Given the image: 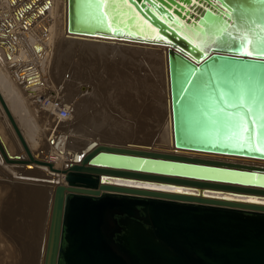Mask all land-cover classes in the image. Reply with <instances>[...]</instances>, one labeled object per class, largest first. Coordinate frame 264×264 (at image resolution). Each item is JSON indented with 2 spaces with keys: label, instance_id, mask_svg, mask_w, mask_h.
<instances>
[{
  "label": "water",
  "instance_id": "95a60500",
  "mask_svg": "<svg viewBox=\"0 0 264 264\" xmlns=\"http://www.w3.org/2000/svg\"><path fill=\"white\" fill-rule=\"evenodd\" d=\"M253 7L261 15L243 22L242 10ZM210 13H220L227 22L223 26L233 37L247 38L249 49L252 31L264 27L261 0L255 4L253 0H106L102 9L95 6V0H67L65 35L166 47L171 146L264 160L254 150L264 145V126L258 115L255 132L247 130L250 123L246 120V131L213 122L215 110L225 107L217 88L246 87L245 69L254 68L259 92L264 87V61L256 60L255 53L252 58L243 52L236 57V48H218L212 42L216 32L208 27ZM209 64L211 71L199 88L184 82L183 66ZM61 76L59 85L63 86ZM92 138L64 168L53 167L29 150L27 157L10 155L0 139V165L47 166L50 172L62 174L65 182L55 183L43 264H264V201L103 181L104 177L146 179L264 197V186L223 182L264 176L263 166L257 168L262 171L208 166L200 163L218 161L129 148L132 145L97 144L99 140ZM142 161L147 164L140 166Z\"/></svg>",
  "mask_w": 264,
  "mask_h": 264
},
{
  "label": "bare ground",
  "instance_id": "6f19581e",
  "mask_svg": "<svg viewBox=\"0 0 264 264\" xmlns=\"http://www.w3.org/2000/svg\"><path fill=\"white\" fill-rule=\"evenodd\" d=\"M47 4L50 5V7H48L49 10H45V8H44V6H46ZM66 8H67V0H0V18L3 15H5V14L7 16H9V17H12V14H13L15 16V18H16V19L15 18L14 19L16 20L17 24L20 25V23H21L20 21L23 19V17L21 16V14L19 12L23 13L24 16H30V13H31V16H33L35 18V20H38V22L40 21L38 23L39 26H41V25L45 26V25L52 24L51 25L52 26L51 29L49 28L50 31L48 30L49 34L51 35V36L49 35L51 37V39L48 38V40L51 43L49 45H51L54 48V43L55 42H57V44L56 43L55 44H56V46H58V40L55 41L53 43V45H52V42L54 41V38L56 39L57 36L61 35V34L60 35L57 34V31H61L63 28L65 29V26H66ZM9 13H12V14H9ZM24 19H25V17H24ZM0 21H2V19ZM8 21H9V18H8V20L5 23L10 24ZM13 22H15V21L13 20ZM2 23H1V25H2V27H4L5 23H4V25ZM1 25H0V28H1ZM38 25L36 24V26H38ZM22 26L25 27V23L24 24L22 23ZM22 26H21V28H22ZM9 27H12V26H9ZM26 27H28V25ZM29 28H31V27H29ZM11 30L14 31L13 29H11ZM33 30H34V28H33ZM21 31H22V29H21ZM5 32H7V31H5ZM9 32H7V33H9ZM15 32L16 31H14V33ZM23 32H25V30H23ZM31 32L34 33V31H31ZM19 33H20V31H19ZM60 33H62V32H60ZM17 34H18V32H17ZM25 34L26 33H24V35ZM64 34H65V31H64ZM24 35H21V36H24ZM33 36H34V34H33ZM39 36H41V35H39ZM63 36H65V35H63ZM25 37H28V36L25 35ZM67 37L73 39V41L77 45V49H76V51H71L70 50L71 52H75V54L72 57L71 56L68 57L66 64H64V66H63L64 70L61 68L62 70L60 69L58 72H61V71L68 72L69 70L71 72V69L73 68L72 66H74V68H73L74 70L73 71L76 72L75 75H74L75 78H79L78 81L80 80L81 82H82V77H83V81H85L87 79L86 81H87V84L90 85V86H88V88H89V91H91V93L88 94V92L87 93H83L82 91H80V89H79L80 85L79 84H81V82L79 83L77 81H74L73 83L69 84L71 86V87H69V89H67V87H65L67 89V92L64 95L62 94L63 95L62 98L58 97V98H60L59 101L55 100V98H54V100H55L54 103L53 102L52 103L49 102L48 105H44V104H42L43 101H44V99L42 97L43 94L40 93V91H42V90L41 89L37 90V92L35 91L36 94L34 93L35 95L31 96V98L28 97L29 95L26 94V90L27 89L23 91V90H21V88L19 89V87H17V85H19V84L12 85L13 81L10 83L9 74H11V73L8 74V77L5 76V71L4 70H5L6 66L3 64L5 67L3 68L4 70H2V68H1L3 73L0 71V77H2L0 83H2V86H4L6 93H8L9 95L12 96L11 102H10L11 103L10 107H8V106L7 107L9 109L12 108V110L16 114V117H18L19 120L21 119V122H23V124H25L27 129H28V131H27L28 135L26 134L27 135V137H26V135L21 133V131L19 130L20 125L18 124V121L16 122L13 119L16 123L15 122H13V123L11 122L13 124V129H11V128L10 129L13 130V133L15 134L14 136L17 137L18 140H15L13 138L14 142H12V138L11 137H13V134L9 130H7V128H6L7 126L6 127L4 126V122L2 121V119L0 117V139H1L3 145L6 147L8 153L10 155H13L15 153L21 154L22 156H23V154L27 155L26 151L29 150L30 154L33 155L34 157H37L38 159H40L42 157L40 160H47V161L52 162L53 167H55V168H64L69 163H72V161H75L74 160L75 159L74 158L75 154L80 152V150L83 149L85 144L89 141V140H87V141L83 140L84 142L83 141H81V142L79 141L78 142L76 140L74 141V139H77V135L80 136V135L85 134V135L88 136L87 138L93 137L92 141H94L95 140L94 137H96L99 140V142L97 144L101 143V144H104V145H114V143H117L116 145L121 146V147H129V146L132 145L129 148H136V149H142V150H148V151H157V152H164V153H173V154H177V155L204 158V159H212V160H217L218 161L216 164L200 163V164H204V165H208V166H218V167H222V168H236V169L250 170V171H262V170H259L257 168H259L260 166L264 167V160L247 158V157H240V156H233V155L198 152V151H191V150H184V149H174L173 146H171V144H170V134H171L170 102H169V98L166 97V96L169 95V80H168V70H167L166 47L161 46V45H149V44H141V43L119 41V40H111V39L91 38V37H85V36H80V35H67ZM7 40L9 41V39H7ZM30 40H31V38H30ZM34 40H36V39H34ZM0 41H2V39ZM37 41H39V40H37ZM45 41H47V40H45ZM12 42H13V40L11 42L9 41V44L12 43ZM30 42H32V40ZM2 43H4V42H2ZM17 43H19V41ZM20 43H22V42H20ZM9 44L7 42L6 45H9ZM34 44H33V46H34ZM44 44H46V43H44ZM11 45H10L11 47L15 46L14 43L11 44ZM90 45L94 46L95 48H96V46H100V45H105V46L106 45H108V46L109 45L110 46L114 45V46H117V47L119 46L118 48H122V45H123V46H125L124 49H126V50H125L124 53H122L123 49H122V51H118V49L115 51V49L117 48V47H115V49L113 48L114 51H112L110 53H104L103 52L104 50H102V48L100 46L98 48V49H100V51L97 50L99 52V54L97 52H95V53H97V56H95L93 58V55H92V57H90V55L89 56L88 55L87 56L84 55V54H86L85 51H87L84 48H87ZM41 46H42V44H41ZM51 46H49V48ZM92 46H91V49H94ZM22 47H24V46H22ZM22 47H19V48H22ZM19 48H18V50H19ZM103 48H104V46H103ZM129 48L130 49L136 48L135 51L137 53H139L137 48H143L142 51L144 53L141 51V54L143 53V57H144L143 60H141V62L137 60L136 63L129 62L127 60V54L130 52ZM13 49H12V51H13ZM45 49H46V47H45ZM82 49L85 50V51L83 50L85 53L82 52ZM110 49H112V46H111ZM6 50H8V49H6ZM128 50H129V52H128ZM20 51H23V50L20 49ZM53 51H55V50H53ZM53 51L51 52V54L53 53ZM65 51L69 52V50H65ZM93 51H95V50H93ZM24 52H26V51H24ZM80 52H82V57L83 56L84 57L82 58L80 56L81 60H79V63L77 62V64L74 65L75 62L77 61L78 54ZM10 53H12L11 52V48H10ZM10 53L8 52V54H10ZM21 53H23V52H21ZM87 53H88V51H87ZM4 54H6V52ZM16 54H14V55L16 56ZM55 54H57V51H56ZM106 54H108V55H106ZM23 55H26V54L23 53L22 56ZM58 55H57V57H58ZM64 55L66 56V54H64ZM64 55H62V56L65 57ZM146 55H150V56L147 57ZM11 56L12 55H10V57ZM20 56L21 55H19V57ZM26 56H24V57H26ZM107 56H109V57L107 58ZM49 57H50V55H49ZM52 57L53 56L51 55V58ZM55 57H56V55H55ZM73 57H76V58H73ZM6 58H9V57H6ZM26 58H25V60H28V58L27 59ZM41 58H43V57H41ZM47 58H45L46 62H47ZM17 59H18V57L16 58V60ZM53 59H48V60H53ZM148 59H149V61H147ZM69 60H71V61L68 63ZM14 61L15 60H13L12 62L14 63ZM65 61H66V59H65ZM3 62H4V60H3ZM12 62H10V64ZM42 62H44V58H43ZM5 63L7 65L8 62H5ZM56 63H57V61H56ZM63 63H65L64 60H63ZM15 64H17V63H15ZM12 65H14V64H12ZM59 65H61V64H59ZM59 65H58V67H59ZM134 65H136L140 69L141 68L144 69L143 73H139L140 77L137 75L138 74L137 68H136V72H135V70H133L134 71L133 75H132V73L128 74L129 68H131V66L133 67ZM48 67H49V65H48ZM56 67H57V64H56ZM8 68L9 67H7V69ZM11 68H10V70H11ZM7 69H6V71H7ZM47 69H49V68H47ZM53 69L57 70L58 68H53ZM54 70H53V72H54ZM49 71H51V70H49ZM13 72H15V71H13ZM42 72H43V70H42ZM70 72H69V74L71 75ZM85 72H87V74ZM88 72H90L89 75H88ZM50 74H51V72L49 73V75ZM14 75H17V72ZM60 75H61V73H60ZM85 75L86 76L88 75L89 77L88 78L86 77V79H85L84 78ZM131 75L133 77H131ZM12 77L14 78V76H12ZM43 77L44 76L42 75L41 79ZM19 78L22 80L23 77L22 78L19 77ZM48 78L49 77L47 75V77L46 78L44 77L43 79H47V82H48ZM14 79H15L14 81L17 82L16 78H14ZM57 79L58 78L55 79V82H58V81H56ZM71 79H72V77H71ZM4 81H6V84L4 83ZM49 81L52 82L51 79ZM67 81H69V80H67ZM16 82H15V84H16ZM19 82L21 83V81H19ZM47 82H45V83L48 85V83H50V82H48V83ZM55 85L56 84L51 85V87L55 86ZM43 86H45V85L43 84ZM43 86H42V88H43ZM128 86L130 87V89L134 88L133 91L136 90L138 93H141L140 90L143 89V88L146 90L147 93L150 92V91L152 92L154 98L151 101L149 99L151 97H147V95H145L146 96L145 97L144 95H142L143 101H144V106L143 107L145 108V110L149 109L148 111L151 112L155 116V121L158 120V119L160 121V118H159L160 114L165 110L166 119H165L164 127L167 126L165 128L166 129L165 132L167 133L168 138H165L164 140H165V142L169 143V145H166V148L160 147L161 150H160V148H159V150H156L152 146L144 147V146H142L140 144L134 143L133 141H131V142L125 141L124 142V141H120V140L114 139V136H112V137L110 136L111 133L109 132V130L106 129L107 126H105V125L99 127L97 125V123H96V125L93 127V130H92L90 128L92 124L90 126L82 124V125H80L81 127L77 128L75 125L72 126V124L70 123V122L74 121L73 120V115H74L73 114V110L77 111V103H76L75 106L74 105L70 106L68 100H65L66 98H68L67 95L73 96L72 98H75L74 96H76V98H77V96H78V97H80L79 98L80 100L82 98L83 101L81 100V102L85 105V108H84L85 110L94 108L95 105L99 104V106H96V107H99V111L100 112L97 114V116L94 118V120H92V122H94L96 120L103 119L102 117H107L108 116L106 114V110H104V109H108V108L114 107L116 105L115 102L117 103V101H115L117 99L116 95L119 94V93L121 94L124 91H127L125 89H127ZM47 87H45V89ZM141 87H143V88H141ZM164 87H166L168 89L167 95L165 93H160V90L161 91L165 90ZM26 88H28V87H26ZM161 88L164 89V90H162ZM30 89L31 88L29 87V90ZM34 90L31 91V93L34 92ZM117 90L119 91V93H118ZM155 91H157V92H155ZM27 92H28V90H27ZM56 93H58V92H56ZM133 93L134 92H132V94ZM138 93H135V94L140 95ZM159 93H160V95L161 94H164V96L166 95L165 97L168 98L167 99L168 101H166L164 99V97L162 99L161 97L163 95L160 96ZM125 94H126V92H125ZM132 94L131 93H129L128 95L126 94L127 96L125 95V97H123V99L122 98H120V99L122 100L123 103L128 104L130 106L131 101H135V99H136V98H134V96ZM143 94H144V92H143ZM121 95H120V97H121ZM137 95L135 97H137ZM140 98L141 97H139V99H138V97H137V99H138L137 101H139ZM6 100H7V98H6ZM69 100H70V98H69ZM80 100H79V103H80ZM117 100H119V99H117ZM143 101H142V103H143ZM146 101L148 103H146ZM3 102L5 103V106H4ZM3 102H2V104H3L4 108L2 110L4 111V109L6 110V108H7L6 107L7 103H6V101H3ZM140 102H141V100H140ZM113 104H115V105L113 106ZM120 104H122V103H120ZM137 104H138V102H137ZM8 105H9V103H8ZM117 105H119V103H117ZM61 106H63V108L67 107V108L70 109V111L68 109H66L68 111V113H69V116L61 117V116L58 115V110H59V107H61ZM121 108H122V106H120V109ZM7 110H6V112H8ZM34 112H39V115H40V113H42L41 115H43V114H45L46 116L48 115V117H50L49 120L51 121V123L52 124L55 123L53 125H58V129H60V130H57L56 126H52V128L50 127L51 129H49L48 127L46 128L44 125L41 124V120L40 119L39 120L35 119V117H37V116L33 117V115H31ZM12 114H11V116H12ZM6 115H9V114L6 113ZM78 116H79V112L77 111L76 118ZM88 118L89 117L87 116L86 120ZM8 119L10 120V117ZM18 119L16 118V120H18ZM46 120H48V118H46ZM105 121H106V119H105ZM39 122L42 125V128L40 127ZM52 124H50V125H52ZM18 125H19V127H18ZM99 125H101V124H99ZM111 125H112V122H111ZM79 128H80L81 132L78 131ZM63 129H64V131H62ZM5 130H6V132H5ZM40 130L43 131V134L45 132V135H46V133H48V139L46 138L47 135L45 136V135L40 133ZM7 133H9L8 136L6 135ZM69 133L71 134V136L70 135L68 136ZM76 133H78V134H76ZM107 135H109V136H107ZM80 137H82V136H80ZM51 139H53V142L50 141ZM16 141H19V142H16ZM78 146H80V147L78 148ZM12 148L14 150H12ZM179 161H184V160H179ZM1 162L2 161H0V163ZM237 164H239L241 166H237ZM248 166H250V167H248ZM26 167L27 168H33L34 170H37L38 172L40 171V173H43L45 176H43V177H41L42 175L41 176H39V175L37 176L35 173H32L34 175L31 176V173H28L27 171L24 172V170H25L24 168H26ZM26 170H28V169H26ZM198 171H203V170H198ZM27 173L30 174V175H27ZM0 175H2L0 177V180H3V179L5 180L6 179L9 182H11L9 185L8 184H4V183H9V182H6V180H5L4 183H0V197H2L0 199V204H1L0 205V226H1V228L7 229V230L10 229V231L12 230V232H15V230H17V231L19 230L20 231L22 229H27V230L29 229V231H32L31 232L32 234L30 232H27V233L32 235L31 238H33L34 240L33 239H30V240L35 241L33 243L34 244L36 243L37 247L35 249L31 248L32 250H34V252L32 251L33 258L31 257L32 258L31 264H41V260H42V264H43V260H44V256H45V250H46V242H47V231H48V227H49V220H50V214H51L54 190H55V186H56L55 183L59 181V182H62V183L65 184V182L63 181L62 174H56V173L50 172L48 170L47 166L35 165V166L32 167V165H30L28 167L26 165H18L16 168H12L9 165L3 163V164L0 165ZM16 176H18V177L19 176H26V177L28 176V177H33V178H39L40 180H29V179L18 178ZM47 180H53V183L48 182ZM209 180L210 181H219V180H214V179H209ZM30 181H35V183L34 182H30ZM103 181L107 182V183L115 184V185H121V186H127V187H136V188H140V189L143 188V187H137L136 185H145V184H147V185H155L156 186L155 188H143V189H151V190H159V191L161 190V191H166V192H175V193H179L180 192V193H183V192H186V191L187 192L191 191V192H197V193L199 192L200 194L209 195V196H215V197H221V198L222 197L223 198H232V199H238V200H243V201H261V202L264 201V197L263 196H258V195L255 196L253 194H248V195L244 194L243 195V194L232 193V192H228V191L205 190V189L198 190V189L189 188L187 186L180 185V184H170V183H166V182L146 180V179L104 177ZM116 181H123V182H127V183H116ZM223 182L235 183L236 184V182H229V181H223ZM14 183H17V184H14ZM2 189L10 190V192L9 193L7 192L6 195H5V193L2 194L3 193V192H1ZM172 189H180V190L179 191H174ZM5 190H3V191L5 192ZM17 217H19L20 219L19 218L17 219ZM21 218L23 219V221H20ZM117 218H118V216H117ZM46 222H47V224H46ZM3 231H5V230H3ZM22 231H21L20 234H18V236L22 234ZM25 234H23V235L25 236ZM5 235H7V234H5ZM15 235H17V232L15 233ZM11 236H10V238L14 239ZM18 236H17V239H19ZM7 238H9V237H7ZM27 238H28V236H27ZM12 242H14V241L12 240ZM16 244H17V242H16ZM24 244H25V242H24ZM24 244L22 246H24ZM29 252H31V250ZM24 253H25V251H24ZM42 253H43V256H42ZM16 254L17 253H15V255ZM41 257H42V259H41ZM24 260H28V259L24 258ZM20 261H22V260H20ZM25 262L23 261V263H25Z\"/></svg>",
  "mask_w": 264,
  "mask_h": 264
},
{
  "label": "rangeland",
  "instance_id": "374dc122",
  "mask_svg": "<svg viewBox=\"0 0 264 264\" xmlns=\"http://www.w3.org/2000/svg\"><path fill=\"white\" fill-rule=\"evenodd\" d=\"M48 7H50V5L49 4H47L46 6H44V8H45V10H49V8ZM47 8V9H46ZM20 14H21V16L23 17V19H24V17H25V21L22 19L20 22V25L22 26V23L24 24L25 23V27H23L22 26V28H21V26L19 25V24H17V22H16V18H15V16L12 14V13H9V14H12V17H9V16H7L6 14L5 15H3L1 18H0V20L2 19V21H0V25H1V23L4 25V23L8 20V18H9V23L11 24H7V23H5V25H4V27H2V25H1V34H0V40L2 39V41H0V71L2 72V70H4L3 68L5 67V76H7L8 77V74L9 73H11V74H9V81H10V83L12 82V85H17V84H19V85H17V87H19V89L21 88V90H28V92H27V90H26V94H28L29 96L28 97H30L31 98V96H33V95H35L36 94V92H37V90H42V91H40V93L41 94H43V99H44V101H43V103L42 104H44V105H48L49 104V102L50 103H54L55 102V100H58L59 101V99L60 98H62V96L67 92V89H69V87H71L69 84L70 83H73L74 81H77V82H81L80 80L78 81V79L79 78H75V71H73L74 69V66H72L73 68L71 69V72H70V70L68 71V72H66V75H63V76H61L64 72L63 71H61V72H58L61 68L63 69V66H64V64H66V62H67V59H68V57L69 56H73L74 54H75V52H71V51H76V49H77V45H76V43L73 41V39H71V38H69V37H67V35H65L64 34V31H65V29L63 28L61 31H57V34H61L60 36H57L56 37V39L54 38V41L52 42V45H53V43L55 42V41H57L58 40V46H56V44H57V42H55L54 43V48L51 46V45H49V44H51L50 42H49V40H48V38H50L51 39V35L49 34V32H48V30L50 31V29H51V25L52 24H50V25H45V26H39L38 25V23L40 22H38V20H35V18L33 17V16H31V13H30V16H24V14L23 13H21V12H19ZM30 19H29V18ZM34 19H33V18ZM12 18V19H11ZM15 18V19H14ZM6 19V20H5ZM11 19V20H10ZM13 20L15 21V22H13ZM33 20V21H32ZM12 23H11V22ZM37 21V22H36ZM29 22V23H28ZM28 23V24H27ZM38 25V26H36V24ZM7 24V25H6ZM18 25V26H17ZM28 25V27H26ZM9 26H12V27H9ZM17 26V27H16ZM50 26V27H49ZM29 27H33L34 28V30H33V28L31 29V28H29ZM4 30H3V29ZM17 28V29H16ZM50 28V29H49ZM11 29H13L14 31H16L15 33H14V31H10ZM16 29V30H15ZM20 29V30H19ZM21 29H22V31H21ZM36 29V30H35ZM23 30H25V32H23ZM29 30V31H28ZM34 31V33L33 32H31V31ZM3 31V32H2ZM5 31H7V32H9V33H7V32H5ZM19 31H20V33H19ZM30 34H28L27 32ZM17 32H18V34H17ZM23 32V33H22ZM60 32H62V33H60ZM22 33V34H21ZM24 33H26L25 35L26 36H28V37H25V35H24ZM37 33V34H36ZM41 33V34H40ZM10 34V35H9ZM33 34H34V36H33ZM48 34V35H47ZM9 35V36H8ZM19 35V36H18ZM21 35H24V36H21ZM39 35H41V36H39ZM50 35V36H49ZM63 35H65V36H63ZM32 36V37H31ZM9 37V38H8ZM31 38V40H32V42H30L31 40H30V38ZM20 38V39H19ZM26 38V39H25ZM42 38V39H41ZM46 38V39H45ZM58 38V39H57ZM6 39V40H5ZM7 39H9V41L11 42L12 40H13V42L12 43H10L9 44V41L7 40ZM24 39V40H23ZM34 39H36V40H34ZM60 39V40H59ZM6 42H5V41ZM34 40V41H33ZM37 40H39V41H37ZM42 40V41H41ZM45 40H47V41H45ZM19 41V43H17ZM25 41V42H24ZM41 41V42H40ZM51 41V40H50ZM62 41V42H61ZM2 42H4V43H2ZM7 42H8V44L9 45H6L7 44ZM20 42H22V43H20ZM14 43V45L15 46H13V47H11L12 45L11 44H13ZM36 45H35V44ZM44 43H48L47 45L46 44H44ZM33 44H34V46H33ZM41 44H42V46H41ZM60 44V45H59ZM2 45V46H1ZM11 45V46H10ZM17 45V46H16ZM19 45V46H18ZM21 45V46H20ZM22 46H24V47H22ZM48 46V47H47ZM49 46H51L50 48H49ZM60 46V47H59ZM91 46L92 45H90L89 47H87V48H84V49H86L87 51H88V53H87V51H85L84 49H82V52H86V54H84L85 56H89L90 55V57H92V55H93V58L95 57V56H97V53L99 54V52L97 51V50H99L100 51V49H98L100 46H101V48H102V50H104L103 52L104 53H110V52H112V51H114L113 50V48L115 49V47H117V46H114V45H111L112 46V49H110L111 48V46L109 45H100V46H96V48L94 47V46H92L94 49H91ZM103 46H104V48H103ZM108 46V47H107ZM7 47V48H6ZM19 47H22V48H19ZM45 47H46V49H45ZM57 47V48H56ZM62 47V48H61ZM73 47V50L71 49ZM119 47V46H118ZM116 48L115 49V51L118 49V51H122V49H123V51H122V53H124L125 52V50L126 49H124L125 48V46H123L122 45V48ZM5 48V49H4ZM10 48H11V52L12 53H10ZM14 48V49H13ZM18 48H19V50H18ZM52 48V49H51ZM3 49V50H2ZM6 49H8V50H6ZM12 49H13V51H12ZM20 49L21 50H23V51H20ZM48 49V50H47ZM109 49V50H108ZM121 49V50H120ZM130 49V48H129ZM135 49L136 48H133V49H130V52H129V50H128V54H127V60L129 61V62H132V63H136L137 62V60L138 61H140L141 62V60H143V51H142V49L143 48H137L138 49V51H139V53H137L136 51H135ZM43 50V51H42ZM50 50V51H49ZM53 50H55V51H53ZM65 50H69V52L68 51H65ZM71 50V51H70ZM84 50V51H83ZM93 50H95V51H93ZM111 50V51H110ZM10 53V54H8V52ZM16 51V52H15ZM24 51H26V52H24ZM53 51V53L51 54V52ZM56 51H57V54H55L56 53ZM106 51V52H105ZM141 51L143 52L142 54H141ZM6 52V54H4V53ZM21 52H23L24 54H26V55H23L22 56V54L23 53H21ZM55 52V53H54ZM82 52H80L79 54H78V58H77V61L75 62V64L74 65H76L77 64V62L79 63V60H81L80 59V56L82 57ZM95 52H97V53H95ZM16 54V56L18 57V59L16 60V56L14 55V54ZM19 53V54H18ZM47 53V54H46ZM66 54V56L64 55V54ZM31 54V55H30ZM50 55V57H49V55ZM59 54V55H58ZM81 54V55H80ZM96 54V55H95ZM7 55V56H6ZM10 55H12L11 57H10ZM19 55H21L20 57H19ZM51 55L53 56L52 58H51ZM55 55H56V57H55ZM57 55H58V57H57ZM62 55H64L65 57H63ZM106 55H108V54H106ZM24 56H26L27 58H28V60H25V58L26 57H24ZM30 58H29V57ZM40 56V57H39ZM62 56V57H61ZM147 57H149L150 55H146ZM6 57H9V58H6ZM16 57V58H15ZM22 57V58H21ZM41 57H43L44 58V62H42L43 61V58H41ZM48 57V58H47ZM84 57V56H83ZM82 57V58H83ZM109 56H107V58H108ZM3 58V59H2ZM14 58V59H13ZM22 60H21V59ZM26 58V59H27ZM45 58H47V62L45 61L46 59ZM54 58V59H53ZM57 58V59H56ZM63 58V59H62ZM73 58H76V57H73ZM24 59V60H23ZM48 59H53V60H48ZM59 59V60H58ZM65 59H66V61H65ZM3 60H4V62H3ZM7 60V61H6ZM10 60V61H9ZM13 60H15L14 61V63L12 62ZM63 60H64V62L65 63H63ZM76 60V59H75ZM25 61V62H24ZM51 63H50V62ZM56 61H57V63H56ZM71 60H69L68 61V63L70 62ZM147 61H149V59L147 60ZM5 62H8L7 63V65H6V63ZM10 62H12L11 64H10ZM46 62V63H45ZM60 62V63H59ZM62 62V63H61ZM164 62V61H163ZM15 63H17V64H15ZM46 65H45V64ZM50 63V64H49ZM54 63V64H53ZM5 66H4V65ZM10 64V65H9ZM12 64H14V65H12ZM25 64V65H24ZM53 64V65H52ZM56 64H57V67H56ZM59 64H61V65H59ZM16 65V66H15ZM48 65H49V67H48ZM58 65H59V67H58ZM133 65V64H132ZM3 66V67H2ZM15 66V67H14ZM7 67H9L8 69H7ZM13 69H12V68ZM46 67V68H45ZM52 67V68H51ZM1 68H2V70H1ZM10 68H11V70H10ZM19 68V69H18ZM25 68V69H24ZM44 68V69H43ZM47 68H49V69H47ZM53 68H58L56 71L53 69ZM135 68V69H134ZM136 68H137V72H138V76L140 75L139 73H143V68H138L136 65H134L133 67L131 66V68H129V72H128V74H131L132 73V75L134 74V71L133 70H135V72H136ZM6 69H7V71H6ZM46 69V70H45ZM61 69V70H62ZM17 70V71H16ZM42 70H43V72H42ZM48 70V71H47ZM49 70H51V71H49ZM53 70H54V72H53ZM64 70V69H63ZM9 71V72H8ZM11 71V72H10ZM13 71H15V72H13ZM142 71V72H141ZM13 72V73H12ZM16 72H17V75L19 76V77H23L22 78V80L17 76V75H14V74H16ZM51 72V76L49 75V73ZM69 72L71 73V75L69 74ZM3 73V72H2ZM59 73V74H58ZM60 73H61V75H60ZM74 73V74H73ZM86 74H87V72H85ZM89 73L90 72H88V75H89ZM29 74V75H28ZM45 74V75H44ZM27 75V76H26ZM44 76L45 78L47 77V75H48V82H50V83H48L47 82V79H41V76ZM73 75V76H72ZM77 75V74H76ZM86 76L85 75V79H86V77L88 78L89 76ZM131 75V77H133ZM12 76H14V78H16V80H17V82L16 81H14L15 79L12 77ZM55 78H59L60 76L61 77H63L64 78V84H63V86H60L59 84H60V80L59 79H57L56 81H58V82H55V79L53 78V77ZM78 76V75H77ZM69 77V78H68ZM71 77H72V79H71ZM130 77V78H131ZM136 77V76H135ZM140 77V76H139ZM138 77V78H139ZM1 78L2 77H0V82H1ZM13 78V79H12ZM18 78V79H17ZM52 80V82L51 81H49V80ZM54 79V80H53ZM76 79V80H75ZM3 80V79H2ZM67 80H69V81H67ZM87 80V79H86ZM83 81V77H82V82H81V84H79L80 86H79V89H80V91H82L83 93H87L88 92V94L89 93H91V91H89V88H88V86H90L89 84H87V81ZM137 80V79H136ZM19 81H21V83L19 82ZM42 81V82H41ZM44 81V82H43ZM3 82V81H2ZM15 82H16V84H15ZM45 82H47L48 83V85L45 83ZM68 82V83H67ZM4 83L6 84V81H4ZM42 83V84H41ZM52 83V84H51ZM4 84V85H5ZM27 84V85H26ZM43 84L45 85V86H43ZM54 85V84H56L55 86L57 87H55V86H52L51 87V85ZM67 84V85H66ZM24 85V86H23ZM50 85V86H49ZM59 85V86H58ZM42 86H43V88H42ZM49 88H48V87ZM26 87H28V88H26ZM29 87L31 88L30 90H29ZM41 87V88H40ZM45 87H47L46 89H45ZM56 89H55V88ZM65 87H67V89L65 88ZM38 88V89H37ZM141 88H143V87H141ZM146 88V87H145ZM35 89V90H34ZM49 89V90H48ZM51 89V90H50ZM54 89V90H53ZM61 89V90H60ZM133 89L134 88H132V89H130V87L128 86L127 87V89H125V90H127V91H124L123 93H119V91H118V93L119 94H117L116 95V98L117 99H119V100H115V101H117V103H119V105L120 106H122V108L120 109V106L119 105H117V103L115 102V104H113V106L114 107H111V108H108V109H104V110H106V114L108 115L107 117H102L103 119H99V120H96V121H94V122H92V120H94V118L97 116V114L100 112L99 111V107H96V106H99V104L98 105H95V107L94 108H91V109H84L85 108V105L81 102V100H82V98H81V100L79 99L80 97H78L77 96V98H76V96H74L75 98H72L73 96H69V95H67L68 96V98H66L65 100H68V102H69V104L71 103V105H76V103H77V111L79 112V116L76 118V116H77V111H75V110H73V120L75 121H73V122H70L71 124H72V126H76L77 128L78 127H81L80 125H82V124H84V125H87V126H90L91 124V129L93 130V127L96 125V123H97V125L99 126V127H101V126H103V125H105V126H107V130H109V132L111 133V137L112 136H114V139H117V140H120V141H127V142H131V141H133L134 143H137V144H140V145H142V146H144V147H147V146H152L153 148H155L156 150H159V148L160 147H162V148H166V145H169V143H167V142H165V138H168V135H167V133L165 132L166 131V127L167 126H165L164 127V123H165V119H166V114H165V110L160 114V121H159V119L158 120H156L155 121V116L151 113V112H149L148 110L149 109H146L145 110V108L143 107L144 106V101H143V97H142V95H147V97H151V98H149L150 99V101L154 98L153 97V94H152V92L150 91V92H146V90L143 88V89H141L140 90V92L141 93H138L136 90H134L133 91ZM162 89V88H161ZM165 89V90H164ZM164 89H162V90H164V91H161L160 90V93H165L166 95H167V93H168V89L166 88V87H164ZM34 90V92H32L31 93V91H33ZM56 90V91H55ZM143 90V91H142ZM167 90V91H166ZM3 91V92H2ZM36 91V92H35ZM131 91V92H130ZM166 91V92H165ZM56 92H58V93H56ZM125 92H126V94L128 95L129 93H131L132 94V92H134L132 95L134 96V98H136L135 99V101H131V103H130V106L128 105V104H125V103H123L122 102V100L120 99V98H122L123 99V97H125ZM129 92V93H128ZM143 92H144V94H143ZM155 92H157V91H155ZM154 92V93H155ZM159 92V91H158ZM3 93V94H2ZM35 93V94H34ZM135 93H138V94H140V95H137V94H135ZM160 93H159V95H160ZM56 94V95H55ZM63 94V95H62ZM125 94V95H124ZM157 94V93H156ZM14 95V94H13ZM120 95H121V97H120ZM126 95V96H127ZM137 95V97H138V99H139V97H141L140 98V100H141V102H140V100L139 101H137L138 99H137V97H135ZM163 95V96H162ZM165 95V96H166ZM11 95H9L8 93H6V91H5V88H4V86H2V83H0V117H1V119H2V121L4 122V126L7 128V130H9L12 134H13V137H11L12 138V142H14V139L15 140H18L17 139V137H15L14 135V133H13V130H11V129H13V122H17L18 121V124L20 125V128H19V130L21 131V133H23V134H27V131H28V129H27V127H26V125L25 124H23V122H21V119L19 120L18 119V117H16V114L14 113V111L12 110V108H8V107H10V102H11V98H12V96L10 97ZM51 96V97H50ZM160 96H162L161 98L163 99V97H164V99L166 100V101H168L167 99L169 98V95L168 96H166V97H168V98H166L165 96H164V94H161ZM5 99H3V98ZM48 97V98H47ZM58 97H60V98H58ZM146 97V96H145ZM6 98H7V100H6ZM9 98V99H8ZM46 98V99H45ZM52 98V99H51ZM54 98H55V100H54ZM69 98H70V100H69ZM6 101V110L8 111V112H6V110L4 109V111L2 110L3 108H4V106H5V103L3 102V101ZM9 100V101H8ZM51 100V101H50ZM74 102H73V101ZM79 100H80V103H79ZM83 101V100H82ZM142 101H143V103H142ZM2 102L4 103V106H3V104H2ZM137 102H138V104H137ZM8 103H9V105H8ZM120 103H122V104H120ZM146 103H148L147 101H146ZM126 106V107H125ZM61 107H63V106H61ZM65 107V106H64ZM116 107V108H115ZM131 107V108H130ZM134 107V108H133ZM136 107V108H135ZM65 109H68L69 111H70V109L69 108H67V107H65ZM110 109V110H109ZM10 110V111H9ZM140 110V111H139ZM139 111V112H138ZM11 112V113H10ZM145 112V113H144ZM6 113L7 114H9V115H6ZM13 113V114H12ZM37 113V114H36ZM71 113V112H70ZM11 114H12V116H11ZM42 113H40V115H41ZM31 115H33V117L34 116H37V117H35V119H37V120H41V124L42 125H44L46 128L48 127L49 129H51L52 128V126H56V129L57 130H60V129H58V125H53V124H55V123H51V121L49 120L50 119V117H48V115L46 116L45 114H43V115H39V112H34V113H32ZM89 117L87 120H86V118H87V116ZM10 117V120L8 119ZM18 119V120H16V118ZM46 118H48V120H46ZM162 118V119H161ZM15 121H14V120ZM76 119V120H75ZM79 119V120H78ZM105 119H106V121H105ZM67 120V119H66ZM48 121V122H47ZM99 121V122H98ZM10 124H9V123ZM12 122V123H11ZM15 122V123H16ZM43 122V123H42ZM47 124H46V123ZM111 122H112V125H111ZM95 123V124H94ZM106 123V124H105ZM6 124V125H5ZM12 124V125H11ZM39 124H40V122H39ZM40 124V127L42 128V125ZM50 124H52V125H49ZM99 124H101V125H99ZM19 125H18V127H19ZM83 125V126H84ZM111 125V126H110ZM51 127V128H50ZM85 127V126H84ZM5 128V129H6ZM11 128V129H10ZM89 128V129H90ZM90 129V130H91ZM89 130V131H90ZM62 131H64V129L62 130ZM79 132H81V130H80V128H79V130H78ZM5 132H6V130H5ZM8 132V131H7ZM92 132V131H91ZM40 133L41 134H43V131H41L40 130ZM90 133V132H89ZM109 133V134H110ZM144 133V134H143ZM76 134H78V133H76ZM7 136L9 135V133H7L6 134ZM28 135V134H27ZM27 135H26V137H27ZM43 135H45V132H44V134ZM46 135H47V139H48V133H46ZM45 135V136H46ZM71 136V134L69 133L68 134V136ZM85 134H83V135H80V136H82V137H80L79 135H77V139H74V141L76 140V141H87V140H89V138H87L88 136L87 135H85ZM138 135V136H137ZM6 136V137H7ZM107 136H109V135H107ZM84 137V138H83ZM139 137V138H138ZM14 138V139H13ZM45 138V137H44ZM74 138V137H73ZM81 138V139H80ZM164 140V141H163ZM83 141V142H84ZM16 142H19V141H16ZM167 143V144H166ZM19 144V143H18ZM68 144V143H67ZM69 147V146H68ZM80 146H78V148H79ZM12 150H14L13 148H12ZM160 150H161V148H160ZM15 152V151H14ZM17 152V151H16ZM23 153V152H22ZM23 156L24 157H27V155H25V154H23ZM42 158V157H41ZM40 158V159H41ZM33 166H35V165H32V167ZM37 167V166H36ZM35 168V167H34ZM25 170H24V172L25 171H27L28 173H31V176H33L34 174H32V173H35L37 176L39 175V176H41V177H43V176H45L43 173H40V171L38 172L37 170H34L33 168H24ZM26 169H28V170H26ZM16 170V169H15ZM32 170V171H31ZM42 172V171H41ZM27 173V175H30V174H28ZM2 175H0V177H1ZM6 180V179H5ZM5 180L3 179V180H0V183H4L5 182ZM6 182H9L8 180H6ZM30 182H34L35 183V181H30ZM11 182H9V183H4V184H10ZM14 184H17V183H14ZM12 185V184H11ZM3 190H5V189H2V191L1 192H3L2 194H4L5 193V195L7 194V192L9 193L10 192V190H5V192L3 191ZM55 191V190H54ZM2 197H0V199H1ZM1 205V204H0ZM19 217H17V219H18ZM20 219V218H19ZM20 221H23V219L21 218V220ZM46 224H47V222H46ZM5 230V231H3V230ZM23 230V231H22ZM22 230H15V232H12V230L10 231V229L9 230H7V229H4V228H1V226H0V264H28L29 262V264H31V260H32V258H33V254H32V251L34 252V250H32V249H35L36 247H37V245H36V243L34 244L33 242H35V241H33L34 239L33 238H31L32 237V235H30L29 233H27V232H32V231H29V229L27 230V229H22ZM4 233H3V232ZM10 233H9V232ZM14 231V230H13ZM21 231H22V234L21 235H19L18 236V234H20L21 233ZM17 232V235H15V233ZM19 232V233H18ZM26 233V234H25ZM5 234H7V235H5ZM23 234H25V236L23 235ZM32 234V233H31ZM12 237V238H14V239H11L10 238V236ZM4 236V237H3ZM17 236H18V238L19 239H17ZM24 236V237H23ZM27 236H28V238H27ZM7 237H9V238H6ZM16 238V239H15ZM23 238V239H22ZM28 240H27V239ZM22 241H21V240ZM30 239H33V240H30ZM4 240V241H3ZM12 240L15 242H12ZM25 240V241H24ZM21 241V242H20ZM29 241V242H28ZM4 242V243H3ZM16 242H17V244H16ZM24 242H25V244H24ZM28 242V243H27ZM6 243V244H5ZM21 243V244H20ZM31 243V244H30ZM15 244V245H14ZM24 244V246H22ZM30 244V245H29ZM35 246H34V245ZM22 246V247H21ZM26 246V247H25ZM30 246V247H29ZM18 247V248H17ZM25 247V248H24ZM29 247V248H28ZM32 248V249H31ZM44 248V247H43ZM17 249V250H16ZM24 249V250H23ZM26 249V250H25ZM22 252H21V251ZM31 250V252H29ZM20 251V252H19ZM24 251H25V253H24ZM28 251V252H27ZM3 253V254H2ZM15 253H17L16 255H15ZM25 255H24V254ZM31 253V254H30ZM20 254V255H19ZM29 254V255H28ZM11 256V257H10ZM21 256V257H20ZM23 256V257H22ZM25 256V257H24ZM28 256V257H27ZM30 256V257H29ZM42 256H43V253H42ZM27 257V258H26ZM32 257V258H31ZM24 258L25 259H28V260H24ZM4 259V260H3ZM17 259V260H16ZM41 259H42V257H41ZM20 260H22V261H20ZM23 261L25 262V263H23ZM41 264H42V260H41Z\"/></svg>",
  "mask_w": 264,
  "mask_h": 264
},
{
  "label": "snow or ice",
  "instance_id": "6c2138e0",
  "mask_svg": "<svg viewBox=\"0 0 264 264\" xmlns=\"http://www.w3.org/2000/svg\"><path fill=\"white\" fill-rule=\"evenodd\" d=\"M106 0H95V6L98 9H102ZM219 2V0H217ZM261 3H264V0H261ZM255 4V0H253ZM223 7V5H221ZM261 12L258 8H246L242 10L241 19L243 22H247L252 17H259ZM117 17H113L115 20ZM227 22L224 20L223 16L220 13L208 14V27L210 30L216 32V36L213 38V43L217 44V47L222 48H236L235 53L236 57L241 56V52L252 58L255 53V59L258 61H264V27H260L259 31L253 30L252 40H251V49L246 47L249 41L247 38L233 37L228 31L225 25ZM110 30H112L110 28ZM198 47V46H197ZM183 64V62H181ZM212 65H206L201 67H196L194 65L183 66L182 71L184 75V82L191 83L193 88H199L207 80V75L211 71ZM195 77V79H189L190 77ZM245 76L247 78L246 87H239L237 85H231V87L222 91L217 88V94L221 99V102L225 107L217 108L213 113L215 119L214 123H219L225 128H233L239 126L242 131L244 129L245 120L250 123V128L247 130L255 132L256 120L255 116L258 115L262 126H264V87L258 92L256 88V77L255 69L247 68L245 69ZM186 99H188L186 97ZM227 109H240L241 111H229ZM207 116V114H206ZM252 139L255 141V135L252 136ZM255 151L264 155V145H257L254 148ZM140 166L147 164L146 161L139 162ZM178 175H185L187 173H173ZM244 184H253L264 186V176L249 175L248 177L234 181ZM116 183H127L123 181H116ZM137 187L143 188H155V185H136ZM174 191H179L180 189H172Z\"/></svg>",
  "mask_w": 264,
  "mask_h": 264
},
{
  "label": "built area",
  "instance_id": "2783aa9c",
  "mask_svg": "<svg viewBox=\"0 0 264 264\" xmlns=\"http://www.w3.org/2000/svg\"><path fill=\"white\" fill-rule=\"evenodd\" d=\"M58 115L61 117H67V116H69V113L65 108L59 107Z\"/></svg>",
  "mask_w": 264,
  "mask_h": 264
}]
</instances>
